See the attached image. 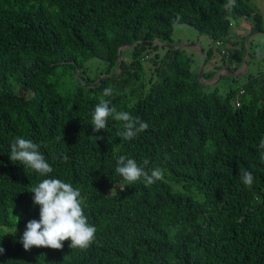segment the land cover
Instances as JSON below:
<instances>
[{"label":"trees","instance_id":"obj_1","mask_svg":"<svg viewBox=\"0 0 264 264\" xmlns=\"http://www.w3.org/2000/svg\"><path fill=\"white\" fill-rule=\"evenodd\" d=\"M253 1L0 0V264H264V71L247 70L222 92L199 79L172 38L182 23L207 34L204 64L214 47L221 52L216 41L238 44L223 47L221 65L202 69L206 81L223 64L236 69L245 38L231 40L234 22L264 31ZM123 45L133 46L118 62ZM144 55L154 66L147 80ZM91 58L103 68L89 73ZM107 87L117 111L148 123L131 141L117 136L121 122L111 117L93 131L91 112ZM16 137L40 145L49 176L13 163ZM120 155L148 159L164 179L128 185L115 172ZM242 169L253 174L250 188ZM46 178L81 191L97 229L87 249L65 241L26 251L19 242L40 218L29 190Z\"/></svg>","mask_w":264,"mask_h":264},{"label":"clouds","instance_id":"obj_2","mask_svg":"<svg viewBox=\"0 0 264 264\" xmlns=\"http://www.w3.org/2000/svg\"><path fill=\"white\" fill-rule=\"evenodd\" d=\"M174 25L176 22H173ZM113 95V89H104L91 112V125L94 132L106 129L108 119L111 117L121 122L119 127L123 130L117 132L122 140L131 141L148 128V123L133 117L127 111H117L111 100L105 99ZM260 160L264 162V139L259 142ZM10 159L13 163L19 162L25 169H31L41 177H47L53 172V167L40 151V145L30 139L16 137L11 143ZM66 162L68 157H63ZM115 172L119 174L128 185L134 184L141 178L147 185L164 179V171L159 167L148 169L150 161L144 159L138 164L135 159L120 155L117 158ZM240 181L251 187L254 181L250 171L241 170ZM114 189V188H113ZM112 189V191H113ZM30 192L34 193L33 203L39 205V220L32 219L26 224L20 243L28 251L35 247L63 249L65 241H70L71 249H87L95 240L96 227L88 222L84 212L81 191L57 178H46L35 186ZM15 234V232L13 233ZM0 247V254L4 253Z\"/></svg>","mask_w":264,"mask_h":264},{"label":"rangeland","instance_id":"obj_3","mask_svg":"<svg viewBox=\"0 0 264 264\" xmlns=\"http://www.w3.org/2000/svg\"><path fill=\"white\" fill-rule=\"evenodd\" d=\"M251 6L260 12L263 16L264 21V0H254L251 3ZM245 20V19H244ZM246 21V20H245ZM243 20L239 19L234 22V27L232 26L231 31L233 32V28L239 29L241 35L238 36L239 38H236V40L241 41L243 38L244 44H245V54L244 57L246 58L248 62V69L252 73H256L258 71H264V33L263 32H257L253 31L249 34L250 28L249 23L246 21L247 24L242 25ZM264 24V22H263ZM231 38H233V34L230 35ZM172 38L176 46H180L184 49V51L187 54H190L192 57L191 62V69L194 73H198V77L200 79V71L203 69V54L201 53V48L206 49L208 46L211 45V39L207 34H200L197 32L195 28L188 24H178L175 26ZM248 41H250V45L248 46ZM248 46V47H247ZM223 47H229V48H235L238 47V44L234 43L231 44V42H225L222 44L221 48ZM128 47H124L122 52L123 58H127L129 53L126 51ZM248 49V53H247ZM157 52L159 54L163 53V48L160 46L158 47ZM149 55V53H147ZM143 63L145 66V80H147L149 77L152 76L154 73V66L151 62L147 61V57L145 55L143 56ZM98 59L91 58L90 63L87 65L91 67L90 70H88L89 73H93L95 70V67L97 66L102 68L101 65L97 64ZM101 61V60H100ZM223 54L219 51L218 48H213V55L212 57L206 62L204 70L207 71L214 67V65L219 64L221 65L223 63ZM102 63V61H101ZM93 68V69H92ZM227 69L226 71H223ZM230 69H228L227 64H223L222 67L216 72L214 79H211L209 81H206L205 79H200L203 83L208 84V86L213 84H217L220 91L225 92L228 87H239L245 80L244 74H240L237 76V78H233L232 74L230 73ZM238 71V70H237ZM222 75V79L221 78Z\"/></svg>","mask_w":264,"mask_h":264},{"label":"crops","instance_id":"obj_4","mask_svg":"<svg viewBox=\"0 0 264 264\" xmlns=\"http://www.w3.org/2000/svg\"><path fill=\"white\" fill-rule=\"evenodd\" d=\"M243 20V23H242V25H244V24H247L246 23V21L244 20V19H242ZM264 22V21H263ZM234 27V26H233ZM232 34H233V38H231V40H235L236 38H239L238 36H240L241 35V33H240V31H239V29H234L233 28V32H232ZM245 58V57H244ZM248 62H247V65L244 63V59H243V62L238 66V68H236V69H232V68H229L228 67V69H230L231 71H230V73L232 74V76H238V75H240V74H244V76H245V72L247 71V69H248ZM204 67H205V65H204ZM203 67V68H204ZM227 69H225V70H223V71H226ZM238 70V71H237ZM246 78V77H245Z\"/></svg>","mask_w":264,"mask_h":264},{"label":"water","instance_id":"obj_5","mask_svg":"<svg viewBox=\"0 0 264 264\" xmlns=\"http://www.w3.org/2000/svg\"><path fill=\"white\" fill-rule=\"evenodd\" d=\"M262 32L264 33V31H262ZM135 44H137V42H136ZM131 46H133V45H131ZM131 46H129V45H123V46H121V47L119 48V50H118V62H119V57H120V54H121L123 48H124V47H131ZM201 53L204 54V51H203L202 48H201ZM204 61H205V59L203 58V65H202V66H204ZM244 63L247 65V60H246V58H244ZM200 79H202V70L200 71Z\"/></svg>","mask_w":264,"mask_h":264},{"label":"built area","instance_id":"obj_6","mask_svg":"<svg viewBox=\"0 0 264 264\" xmlns=\"http://www.w3.org/2000/svg\"><path fill=\"white\" fill-rule=\"evenodd\" d=\"M217 47H220L221 48V46H222V42L221 41H216L215 43H214ZM225 51H224V49L223 48H221V53H224ZM236 105H238V102H236Z\"/></svg>","mask_w":264,"mask_h":264}]
</instances>
